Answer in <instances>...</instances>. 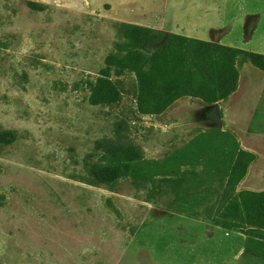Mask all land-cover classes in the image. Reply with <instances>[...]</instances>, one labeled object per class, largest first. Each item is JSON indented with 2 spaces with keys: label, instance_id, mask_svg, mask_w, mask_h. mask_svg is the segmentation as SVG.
Listing matches in <instances>:
<instances>
[{
  "label": "rangeland",
  "instance_id": "rangeland-1",
  "mask_svg": "<svg viewBox=\"0 0 264 264\" xmlns=\"http://www.w3.org/2000/svg\"><path fill=\"white\" fill-rule=\"evenodd\" d=\"M0 264H264V0H0Z\"/></svg>",
  "mask_w": 264,
  "mask_h": 264
},
{
  "label": "crops",
  "instance_id": "crops-1",
  "mask_svg": "<svg viewBox=\"0 0 264 264\" xmlns=\"http://www.w3.org/2000/svg\"><path fill=\"white\" fill-rule=\"evenodd\" d=\"M177 4H178V3H176V6H177ZM165 11H167V8H166V10H165ZM164 14H165L166 16H167V15H169V13H168V12H165Z\"/></svg>",
  "mask_w": 264,
  "mask_h": 264
},
{
  "label": "trees",
  "instance_id": "trees-1",
  "mask_svg": "<svg viewBox=\"0 0 264 264\" xmlns=\"http://www.w3.org/2000/svg\"><path fill=\"white\" fill-rule=\"evenodd\" d=\"M131 29H132V32H131V34H133V30L135 29V27H130Z\"/></svg>",
  "mask_w": 264,
  "mask_h": 264
}]
</instances>
